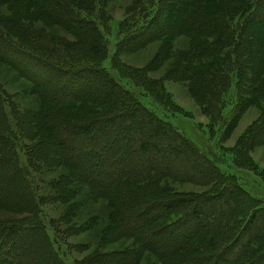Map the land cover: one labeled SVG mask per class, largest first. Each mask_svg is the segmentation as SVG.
<instances>
[{"label":"trees","instance_id":"1","mask_svg":"<svg viewBox=\"0 0 264 264\" xmlns=\"http://www.w3.org/2000/svg\"><path fill=\"white\" fill-rule=\"evenodd\" d=\"M4 1V4L13 8L19 4L20 11L34 7L40 16L54 25H58L56 19H60V27L72 35L73 41L69 42L61 38L50 39L51 43H47L48 40L41 42L43 39L29 33L30 39L34 40L31 44L39 47L45 55L53 57L56 62L64 61L70 57L69 55L84 59L87 68L96 72L97 77L99 76L105 83L97 94V97H104L103 103L106 105L103 107L105 111L102 112L105 116L97 119L100 128L97 130L91 126L88 128L87 124H79L76 127L67 125L69 118L77 117L74 116V112L67 110L69 105L67 106L63 98L58 99L54 94L48 93L44 95L46 98L44 100L49 102L51 110L41 116L43 121L40 128L46 137L50 136L59 143L57 147L61 152L60 159L54 161V158L49 157L54 165L73 171V174L82 179L86 187L93 189L98 199L110 197V200L106 201L116 214L118 237L136 240L138 245L145 249L144 251L155 256L161 264H209V262L238 264L240 260H243L242 263L246 260L244 264H264V206H258L261 202L257 197L245 194L243 188L235 182V178L238 177L234 176L240 170L259 174L260 169L250 156V148L258 141L255 135L258 129L264 128V114L238 138L229 156L231 161H224L219 155V153L224 155L222 147L214 144L227 139L236 112L243 106L241 92L251 94L252 90L246 91L247 88L255 85V82L258 83L257 80L254 82V78L252 79L250 75L248 79L244 76V66L247 63L246 55L249 53L248 45H252L251 40L253 38L256 40L259 36L253 31L255 29L253 25L264 27V13H262L264 0H180L175 6L179 7V15L173 10L172 19L176 18L172 25L174 33L181 34L190 26L197 28L200 33L208 34L213 40L209 45L198 44L190 55L198 59L215 56V60L204 70L192 73L189 72L190 68L188 70V78L192 82L191 96L208 119L206 127L210 130L215 129L212 145L209 146H204L202 142L206 141L207 136H202L201 143L195 141L200 132L205 133L204 127L197 125V131L190 135L173 123L176 111L180 108L172 103L162 81L150 80L144 77V71L134 70L118 63L122 43L144 31L141 28L142 20L138 18L152 8L156 18L162 17L168 7L166 2L170 3V0H145L149 6L141 11L140 16L139 13L133 14L134 9L128 10V15H131L126 19V23L118 24L114 37L116 40L112 45L109 39L112 19L105 11L108 0H77L74 5L76 9L60 0ZM58 6L63 10H60L62 11L60 17L54 13L55 7ZM71 24L74 25L76 32L71 33ZM14 28L17 29L16 26ZM169 28L170 26L166 27L167 33ZM247 33L250 36L248 41H245ZM25 35L28 37V34ZM0 36L3 38L1 33ZM1 37L0 41H3ZM260 44L262 45L259 46V52L264 54V43L261 39ZM110 48L114 50L111 51ZM216 54L219 55L218 58ZM105 61H108L107 66L104 65ZM256 72L254 69V77L259 78V72ZM0 115L3 118V123L0 121V129L4 128L0 131L3 140L0 141V166L2 171L5 170L3 172L5 177L1 178H5L7 183L13 180L15 184L17 183L13 177L15 176L20 181L25 196L24 198L22 195H13L8 191L2 194L0 191V210L22 215L18 221L0 223V264H31L32 258L38 254L35 252L37 251L34 246L35 237L42 243L41 247L44 248L42 254L46 256V260H50L53 264H66L65 258H73L71 249L77 250L80 245L68 244L62 235L61 226L48 216L34 176L31 148L23 142L16 130H12L2 97H0ZM118 118H125L129 123L132 121V124L140 123L138 126L142 131L137 130L141 133L137 134V139L133 137L130 140L129 148L130 152L136 154L139 159L128 161L122 154L118 152L116 154L114 151L109 157L116 160V166H112L114 176L108 177V173L100 176V179L106 181L105 183L102 181L101 186L97 179L89 183L94 173L87 170L82 172V169L91 167L90 159L107 154L109 143L104 127ZM138 119H141V122L137 121ZM61 125L66 133L63 137L58 136ZM114 125L115 127H112L115 132H119L122 122L117 121ZM90 128L94 132L88 133ZM209 133L211 134V131ZM92 136L98 138L92 139ZM162 141L164 148L157 147V151L152 148L146 149ZM175 143L183 150L174 148ZM172 148L183 157V161L192 165L194 171L198 170V167H195L196 161L206 166L210 173L206 178L197 170L195 172L204 181L201 182V186L215 190L218 186L223 188L227 184L232 190V196H229L228 200L226 198L193 200L196 201L195 204L190 205L188 209L185 208L186 200L147 202L151 197H157L162 190H165L159 184L167 178L166 171L172 168L161 156H165L163 153H173ZM33 149L36 152V148ZM51 152L52 156L54 149H51ZM156 152L158 154L155 155ZM120 165L123 167L120 168ZM197 199H200V196ZM152 202L157 203L156 208L150 205ZM160 205L173 207V210L169 209L170 213L184 210L177 221L159 229L161 235L166 234L168 237L166 243L152 242L150 235L144 238L138 237L142 232L150 233V226L157 221L158 213L154 211L161 207ZM147 238L151 242L150 248L146 247L143 241ZM172 238L179 239L180 244L172 243L174 241ZM63 246L64 250H62ZM215 251L219 254L211 257L210 253ZM201 254H204V258L200 257ZM34 264H41L40 258H35ZM71 264H89V260L84 258L79 262L73 259Z\"/></svg>","mask_w":264,"mask_h":264},{"label":"rangeland","instance_id":"2","mask_svg":"<svg viewBox=\"0 0 264 264\" xmlns=\"http://www.w3.org/2000/svg\"><path fill=\"white\" fill-rule=\"evenodd\" d=\"M3 1L0 0V33L3 36V38L0 36L3 40L0 41V97L5 101V113L9 118L12 130H16L22 137L23 142L31 148V158H33L34 162L33 172L38 189L43 196L44 208L48 216L61 226L62 235L68 244L80 245L77 250L71 249L74 255L73 258H65L66 264H71L73 259L80 262L84 258H88L89 264H161L155 256L144 251L145 249L141 248L136 240L118 237L116 234L118 230L116 214H114L113 209L106 201L110 200V197L98 199L95 197L93 189L86 187L82 179L73 174V171L57 167L49 159L50 157L51 159L54 158V161H58L61 152H59L57 147L59 143L55 139H51L50 136L46 137L41 132V122L43 121L41 116L51 110V105L44 100L46 99L44 95L46 93L54 94L56 98H63L67 102V106L69 105L67 110L74 112V116L77 117L76 119L69 118L70 120L66 122L68 123L67 125L76 127L79 124H87L88 128L91 126V128L97 130V128H100L97 119L105 116L102 112L105 111L103 107H106L105 103H103L104 97H97V94L105 83L100 80L99 76L97 77L96 72L87 68V63L84 59L69 55L70 57L64 61L56 62L53 57L45 55L39 47L31 44L34 40L30 39L29 33L34 37L38 36L43 39L41 42L48 40L47 43H51L50 39L61 38L69 42L73 41L72 35L60 27V19H56L58 25H54L48 19L40 16L34 7L20 11L19 4L13 8L4 4L5 1ZM60 1L76 9L74 5L77 0ZM179 1L170 0V3L166 2L168 7L162 17L156 18L154 16L155 11L152 8L146 10L138 18L142 20L141 28L144 31L139 35L129 37L125 43H122L118 63L134 70L144 71V77L150 80L162 81L172 103L176 104L184 112L182 114L177 108L179 111H176V120L173 119V123H176L178 128L183 129L185 133L190 135L197 131V125L204 127L205 133L202 134L200 132L196 136L195 141L201 143L203 140L202 136H207L206 141L202 142L204 146H209L212 145L211 141L213 140L215 129L210 130L206 127L208 119L201 111L199 104L191 96L192 82L188 78V74L189 72L192 73L204 70L206 67L208 68L215 60V56L198 59L190 55V52L198 44L206 43L209 45L213 40L208 34L200 33L197 28L190 26L185 32L180 30L181 34L174 33L172 30L174 26L172 25L176 18L172 19L173 10L179 15V7H175ZM148 6L149 3L145 0H108L105 4V11L112 19L109 37L111 45L116 40H114V37L117 27H119L118 24L126 23V19H129L131 15H128V10L132 8L134 9L133 14L137 15L139 13L138 16H140L141 11L148 8ZM60 7H55L56 12H54L59 17L63 11L62 7ZM262 13H264V9ZM71 26V33L72 31L76 32L74 25L71 24ZM169 26V33H167L166 27ZM253 27L255 28H252L253 31L258 33L259 36H257L258 39L255 40L253 38L251 40L252 45H248L249 53L246 55L247 63L244 66V76L248 79L250 75L252 79L254 78V82L257 80L258 83L256 84L255 82V85L252 86L248 83V86H250L246 91L251 89V94L241 92L240 97L243 101V106L236 112L234 124L228 131L227 139L214 143L216 146L222 147L224 155L218 153L223 157L224 161H231L229 156L238 138L246 133L248 128L264 114V54L259 52V46L262 45L260 44V39L264 43V27L258 24H254ZM25 34H28V37ZM160 34L165 35L161 36ZM249 36L247 33L245 41H248ZM254 40L255 43H253ZM110 50L113 51L114 49L110 48ZM216 55L218 58L219 55ZM107 64L108 61H105L104 65L107 66ZM249 69L250 73L248 74ZM254 69L259 72V78L254 77ZM261 83L262 85H260ZM84 97L86 98L84 99ZM140 120L138 119L137 121ZM0 121L3 123L1 115ZM117 121L122 122L123 125L120 126L121 130L119 132H115L113 129ZM130 122L126 121L125 118H118V120L110 122L111 125L109 124L107 127L105 125L104 131L107 134L109 143L106 149L107 154L99 155L96 159H90L91 167L82 169V172L87 170L94 173V176L90 177L89 183L97 179L96 181L100 185L102 181L106 182L100 179V176L107 173L108 177L110 175L114 176L115 173L112 171V166H116V160L115 158L109 159L114 151L116 154L117 152L122 154L123 158L128 159V161L139 159L136 154L134 155L130 152L129 148L130 140L133 137L137 139V134L141 133L142 130L138 126L140 123L132 124V121ZM142 125L144 126V121ZM91 128L88 133L94 132ZM3 129H0V131ZM137 130L141 131L138 133ZM210 131L211 134L209 133ZM263 131V127L258 129L255 134L258 141L250 148V156L260 169L259 174L248 172L247 170H240L238 174H234L235 177H238L235 178V182L240 188H243L245 194L258 198L257 200L261 202L258 206H264ZM258 133L260 135H257ZM64 135L66 133L63 125H61L58 136L63 137ZM166 137H168L167 134ZM93 138L97 139L98 137L92 136ZM198 138H201V140ZM0 141H3L1 137ZM163 142L150 145L146 149L152 148L156 150L157 147L164 148ZM33 147L36 148V152H34ZM174 148L182 149L176 143ZM51 149H54L55 155L52 154L51 156ZM172 151L173 153H163L165 156H161L165 163L172 168L166 171L167 178L163 179L162 183L159 184L165 190H162V193L157 197H151L147 202L150 200H186L185 208L188 209L190 205L195 204L196 201L193 200H222L232 196V190L228 188L227 184L223 188L218 186V189L215 190H211L207 186H201V182L204 181L195 174L197 169L194 171L189 162L183 161V157L179 156L177 150L172 148ZM156 154L158 153L156 152ZM196 166L198 167L197 171L205 178L210 174L206 166L204 167L200 161H196ZM122 167L123 165H120V168ZM4 171H2L0 166V191L2 194L8 191L10 194L23 196L24 190L20 186V181L13 176L17 183L14 184L13 180L7 183L5 178V180L1 178L4 176ZM214 178L212 177V179ZM199 196L200 199H197ZM23 197L25 198V196ZM12 200H14L13 197ZM150 205L155 206L154 208L157 207L155 202ZM170 205L163 207L160 205L161 207L154 211L158 213L156 215L157 221L150 226V233L142 232L138 237L144 238L150 235L149 238H151L152 242L166 243L168 237L166 234L161 235L159 229L166 228L169 224L177 221L184 211L178 210V212L170 213L169 209H174ZM21 217L22 215H15V213L0 210V223L15 222ZM172 239L174 240L172 243L180 244L179 239ZM143 241L146 247L150 248V240L147 238ZM41 244L39 239L35 237L34 246L37 249L35 252L38 254L32 258L33 262L31 264H34L35 258H40L41 264H53L50 260H46V256L42 254L44 248L41 247ZM64 249L65 247L63 246L62 250ZM24 250L27 251V249ZM216 252H211L210 256L218 255L219 253ZM200 257L204 258V254H201ZM242 261L240 260L238 264L246 262V260L243 263ZM209 264L212 263L209 262Z\"/></svg>","mask_w":264,"mask_h":264}]
</instances>
